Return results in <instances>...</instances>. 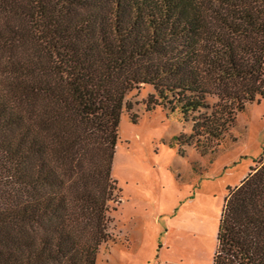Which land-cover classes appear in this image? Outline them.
I'll list each match as a JSON object with an SVG mask.
<instances>
[{
	"label": "trees",
	"instance_id": "trees-1",
	"mask_svg": "<svg viewBox=\"0 0 264 264\" xmlns=\"http://www.w3.org/2000/svg\"><path fill=\"white\" fill-rule=\"evenodd\" d=\"M145 88L216 145L264 99V0H0V264H95ZM212 264H264V159L228 190Z\"/></svg>",
	"mask_w": 264,
	"mask_h": 264
},
{
	"label": "rangeland",
	"instance_id": "rangeland-1",
	"mask_svg": "<svg viewBox=\"0 0 264 264\" xmlns=\"http://www.w3.org/2000/svg\"><path fill=\"white\" fill-rule=\"evenodd\" d=\"M149 88L123 113L110 169V240L95 264H212L220 212L235 188L264 159V99L238 113L214 146L193 135L179 111H147ZM186 140V142H185ZM185 142V143H182Z\"/></svg>",
	"mask_w": 264,
	"mask_h": 264
},
{
	"label": "crops",
	"instance_id": "crops-1",
	"mask_svg": "<svg viewBox=\"0 0 264 264\" xmlns=\"http://www.w3.org/2000/svg\"><path fill=\"white\" fill-rule=\"evenodd\" d=\"M214 254V253H213Z\"/></svg>",
	"mask_w": 264,
	"mask_h": 264
}]
</instances>
